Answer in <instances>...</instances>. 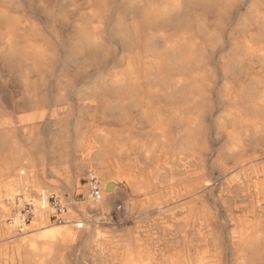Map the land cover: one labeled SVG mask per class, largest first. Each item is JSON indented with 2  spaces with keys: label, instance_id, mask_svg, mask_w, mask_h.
I'll list each match as a JSON object with an SVG mask.
<instances>
[{
  "label": "bare ground",
  "instance_id": "bare-ground-1",
  "mask_svg": "<svg viewBox=\"0 0 264 264\" xmlns=\"http://www.w3.org/2000/svg\"><path fill=\"white\" fill-rule=\"evenodd\" d=\"M69 1L76 15L65 32L48 26L52 45L26 19L8 21L0 10V66L6 70L0 83L14 109L36 110L22 119L28 141L44 127L53 145L61 144L73 110L109 112L118 129L84 130L76 122L66 130L68 145L45 150L33 140V155L46 166L36 171L30 153L12 141V129H3L9 120L0 119V145L13 156L11 162L0 157V203H12L17 194L23 205L31 197L45 207L50 192L72 198L80 187L85 196L83 203H66L61 224L14 235L21 238L0 263L50 264L81 232L91 240L88 222L72 219L108 210L121 190L144 231L87 243L91 257L106 252L127 264H264V0ZM36 2L53 15L54 5ZM208 107L219 113L222 142L209 154L202 128ZM135 115L137 123L150 124L151 146L129 140L125 128ZM138 148L143 157L131 158ZM65 155L68 162L61 164ZM20 162V173L2 186ZM86 170L99 179L98 201L79 185ZM45 174L61 187L38 180ZM155 191H165V198L152 197ZM153 213L168 218L158 238ZM49 216L48 209L39 211L25 230ZM1 223L0 237L8 239L12 229Z\"/></svg>",
  "mask_w": 264,
  "mask_h": 264
},
{
  "label": "rangeland",
  "instance_id": "rangeland-1",
  "mask_svg": "<svg viewBox=\"0 0 264 264\" xmlns=\"http://www.w3.org/2000/svg\"><path fill=\"white\" fill-rule=\"evenodd\" d=\"M37 2H36V0H30V1L29 0H0V10L1 9L4 10L3 13L6 15L5 17H6V20H8V21L16 20V19H26L28 25H31L32 27H36V29H38V30L39 29L42 30L41 32L40 31L39 32L41 34H43L45 40L49 39V41H50V37H49V33H48L49 32L48 26L51 27V25H55L54 27L63 30V32H65L66 29L69 28L68 23H71V21L73 20V18L76 15L75 14L76 11L73 9V7L70 6L69 0H44L45 4L49 5V8H52L54 5V7L52 8L54 10V12H53V10H51L53 12V15H51V13L45 14L46 12L40 6V4ZM15 6L19 7L18 10L15 8ZM19 9H20V11H19ZM55 12H56L57 16H56V14H54ZM58 12H60V13H58ZM22 13H25V14H22ZM23 15H24V18H23ZM50 15L52 17H48ZM50 18L51 19L54 18V21L53 22L50 21L51 20ZM3 22H5V19H3V20L0 19V23H3ZM46 29H48V30L46 31ZM49 41L47 40L49 45H52L53 42L51 41V43H50ZM0 69H2V71L0 70V73H1L0 77H1V76L5 75V73H3V72H5L6 70L3 71V68L1 66H0ZM207 109L208 110L206 111L205 123H204V126L202 128H203V131L205 133L204 137L207 139V142H206L207 150H205V153L209 154V153L219 151L221 149L222 142H219L221 138L217 136V121L216 120L219 116V113L213 111L209 107ZM34 111H36V110H34V109H14L13 105H12V97H11L10 92H8V89L3 84L0 83V119L2 118L5 120H9L8 123L6 122L4 124L3 129L4 130L12 129L11 131H13V132L11 133V131H10V133H11L10 137L12 138V141H14L17 144V145L15 144L16 147H18V145H19V147H23L26 151H28L30 153V157L34 163L36 171H40L42 168L45 169L46 166L42 167L41 162L39 160V157L33 155V152L31 150L33 140H34V142L36 140L39 142L41 141V143H42L41 145L43 146V148L45 149V147H46L45 150H47L49 145L52 148L54 146L56 148L57 146H60V145L61 146L68 145V142L70 144L71 140L70 141L67 140L66 137L69 135V133H67L66 130H68L70 127H72V125L75 124L76 122L84 130H86V128L89 126L97 127L100 129L105 128L108 130L118 129L117 128L118 124L116 123L115 120H113L110 117L109 112H105L102 110H95V111H91V110L76 111V110H73V111L69 112L68 120L64 122L63 127L65 126L64 128L66 130H65V133L63 135L64 137L61 140V144L56 143L53 145V142L50 139L51 135L48 136L49 135L48 129L44 128V127L36 130V132L34 133V136H33L34 138H32L31 140L28 141L26 138V133H27L29 126L26 123L22 122V119L25 116L33 113ZM132 119L134 120L135 123L131 122L130 125H128V127L125 128L127 131V134L128 133L130 134L129 140L133 141V142L138 141L139 147L151 146V144L153 143V141H155V139H153L152 134L149 133L150 124L143 122V121L137 123L136 119H138V116H136V115ZM129 140L122 139L123 142H121V143L128 144L130 142ZM0 148H1L0 149V157L5 158L7 162H11L13 160V156L11 154L9 155L8 152L7 153L9 156L8 155L6 156V153H5L7 151L6 145L3 146L4 149L2 148L1 145H0ZM3 150L4 151L6 150V151L4 152ZM141 155H142V150L140 148H138L137 150H135V155H132L131 158L137 157V158L141 159V157H143ZM19 158L21 159V157H19ZM67 158H68V156L66 157V155H65L64 159L61 160V164H66V162H68ZM45 160H47V159L44 157V161ZM211 160H213V158ZM122 161L124 162V164H127L128 158H126V156H124V158H122ZM46 163H47V161L44 162V165H46ZM21 165H22V163L20 162L18 165L12 167L9 170V172L7 173L6 179L1 182L2 186L6 185L9 181L13 180L15 178L17 172L20 173ZM69 171L72 175H74L73 174V173H75L74 168L71 167L69 169ZM87 171L88 170L80 173L79 178H77L79 181V185H81L83 187H85V185L88 187V185L86 183L87 175H88ZM90 172H93V171H90ZM60 179H63V178L60 177ZM38 180H40L43 184H52L54 186L61 187L60 183L54 182V180L52 181V179L48 178L46 176V174L43 177L38 175ZM121 186H124V184L119 183L118 187L120 188ZM74 191H76V192L78 191V192L77 193L73 192L72 198L66 192L65 193L60 192L63 194H60V193L59 194H53V192H50L49 194L50 195H56V196L62 195L61 198L63 197L64 200H66V202H68V203H69V201H74L75 203H83L85 201V196H84V192H81L82 187H80L78 190L75 189ZM120 191L121 190H119V192L117 191L116 193H114L111 196V201H112L113 205L111 204V206L108 208V210L100 211L101 213L99 211L98 212H92V213L85 212V213H81V215H77L74 219H72V220H80V221L88 222V227L87 226H84V227H87L88 228L87 230L89 231V233H91V240L88 236H85L86 234L84 232H81L80 237L78 235V237L76 238V241L72 242L71 243L72 245L70 244L71 246L68 245L67 247L65 246L66 248L65 247H59L57 249L58 251L53 255L52 262L50 264H127L125 261H118L114 258L109 257L107 254H105L106 252H104L102 257L98 256V258L97 257L93 258L90 256V252L92 251L91 250L92 247L86 246L87 243H89V245H91V246L95 245L96 240H101L105 237H115V236L120 237L123 234L124 235L127 234V232L132 234V235H136L137 232L144 231L145 223H139L138 224L137 222L140 219H133L134 215H131L130 211L126 207L127 204H129V202H130L128 195L124 191L123 192L122 191L120 192ZM122 193H124V194H122ZM19 194H20V192H18V195ZM158 194H160L162 197L165 198V196H164L165 191H155L152 194V197L158 196ZM31 196H33V195H31ZM19 198L20 197L17 196V194H16V197L14 198L12 203H10V201L7 202V200H4V201H2V203H0V221L2 222L1 225L4 228L9 227L12 229V230L10 229L12 231V233L10 235H8V237H9L8 239H6L7 238L6 236L0 237V249L2 250V253L0 252V258L3 256L2 254L12 253L15 241H18L21 238L20 236L14 237V235H16V234H15L13 228L10 227L9 225H7V220L10 219L11 217H13V214H18L24 208L25 203L23 205ZM9 204H11V205H9ZM3 207H4V209L6 208V210L2 209ZM154 207L155 206H152L151 208H154ZM151 208H149V209H151ZM3 210L5 211L4 212L5 214L2 213ZM68 211H67V213H68ZM2 216H4V217H2ZM149 220L152 222L153 228H154L153 229V233H154L153 237H155V238L160 237L162 228H164L167 225V222H168L167 216L164 217V216L158 215V213H157V215L155 213H153L150 215ZM33 221H34V219L30 222V224ZM53 223H54L53 220L50 219L47 223L40 225L37 229L30 228V229L26 230V231H28L27 236H33V235L40 234V233L45 231L47 226H49ZM86 237L89 240H86ZM3 249H6V250L3 251ZM87 251L88 252L90 251V252L88 253ZM4 258L7 259L8 255H6V257H4ZM0 264H9V263L7 260H5L4 262H2Z\"/></svg>",
  "mask_w": 264,
  "mask_h": 264
},
{
  "label": "built area",
  "instance_id": "built-area-1",
  "mask_svg": "<svg viewBox=\"0 0 264 264\" xmlns=\"http://www.w3.org/2000/svg\"><path fill=\"white\" fill-rule=\"evenodd\" d=\"M86 183L90 196L95 201L100 200V182L97 176L89 173ZM66 203L63 198L50 195L46 200V206L40 207L38 202L30 197L28 202L25 203L24 208L18 214H13V217L7 220V225L13 228L15 234L21 235L26 231L27 225L36 217L38 212L45 209L50 211L49 220L51 219L54 223L61 224L68 211Z\"/></svg>",
  "mask_w": 264,
  "mask_h": 264
}]
</instances>
